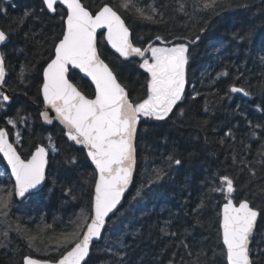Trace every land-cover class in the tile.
<instances>
[{
    "label": "trees",
    "instance_id": "obj_1",
    "mask_svg": "<svg viewBox=\"0 0 264 264\" xmlns=\"http://www.w3.org/2000/svg\"><path fill=\"white\" fill-rule=\"evenodd\" d=\"M82 2L95 12L105 3L117 6L121 0ZM138 2L149 13L150 6L156 7V22L138 19L132 11L125 13L118 9L138 46L158 44L157 35L169 43L186 42L199 35V43L190 50L186 92L187 96L199 95L183 105V116L175 109L164 121L141 120L134 183L88 260L91 264H116L123 257L127 264H189L202 253L201 259L207 264H228L221 234V209L227 201L222 193H211L209 189L220 185V177L229 176L237 187L233 194L235 202L245 198L259 202L264 197V190H258V186L264 189L260 166H257L258 178L244 188L250 174L247 169L241 172L240 166L232 164L233 155L239 160L241 154H246L248 160H253L264 146V94L259 92V87L264 85V63L260 60L264 56V0H233L230 8H222L218 13L202 9L201 0ZM181 3L184 12L177 10ZM42 8H45L42 0H0V10H7V16L0 14V27L9 35L2 51L6 57L7 90L12 97L7 111H0V128H9L15 143L5 120L20 111L29 117L28 127L19 126L23 148L18 149L22 156H30L37 145L49 146V136L59 149L50 152L45 188L28 204L27 200L17 201L13 182L0 177V182L6 185L0 195L13 191L7 217L0 215V240H4L2 233L8 230L10 241L8 249H0V264H23L27 256L42 260L58 258L64 251L63 246L57 247L60 234L75 228L82 210L90 211L94 196L97 175L85 151L68 141L58 124L48 127L39 118L43 109L39 92L42 71L52 55V37L58 40L63 31L60 19L63 7L58 5L55 15L41 11ZM25 11H32L39 18L29 17L18 27L15 21ZM249 31L252 38L244 39ZM99 49L110 66H120L123 77L138 81L132 98L143 99L148 75L139 68L140 61L122 60L100 35ZM21 68L25 69L24 84L18 78ZM223 72L228 75H221ZM240 73L244 75L237 79ZM69 77L84 94L93 98L94 88L88 80L81 79L80 73L73 70ZM233 84L246 89L251 85L253 95L228 93ZM205 120L206 125L201 123ZM257 124L261 127L253 129L252 125ZM252 131L255 136L250 135ZM246 145L250 148L244 153ZM169 155L181 159V165L172 163L168 167ZM70 156L76 157V164H69ZM0 164L4 165L1 156ZM161 168L167 174L152 183ZM202 199L205 206L197 214L194 210ZM197 215L199 224L194 219ZM166 222L177 236L162 235L160 228ZM259 224L260 221L258 227ZM17 225L20 231L16 230ZM186 228L190 234L185 233ZM182 241L187 248L181 246ZM250 247L255 248L256 244ZM252 256L256 259L255 252Z\"/></svg>",
    "mask_w": 264,
    "mask_h": 264
},
{
    "label": "snow or ice",
    "instance_id": "obj_2",
    "mask_svg": "<svg viewBox=\"0 0 264 264\" xmlns=\"http://www.w3.org/2000/svg\"><path fill=\"white\" fill-rule=\"evenodd\" d=\"M49 13L56 14L57 5L63 6L60 19L63 21L61 38L52 37V55L42 71V82L39 92L42 97L44 110L39 112V118L47 124H52L53 118L49 109L54 111L55 118L64 126L68 141L74 145H82L87 149L86 156L95 165L98 179L94 185V196L91 201L90 211L82 210L78 217L79 222L75 228L66 233H61V239L57 241V247L63 246L64 251L54 260H40L27 256L23 264H91L86 258L90 255L94 240H100L105 224L110 214L119 212L118 206L133 183V175L136 167V137L138 125L142 119L164 121L173 113L183 116V105L189 99H195L199 93H191L185 96L188 83L187 68L191 59L190 46L198 43L200 37L189 40L188 43H180L168 46L169 42L162 36L157 35L155 41L164 46H157L154 42L146 47L138 46L133 42V34L130 27L125 23L122 14L132 11L138 19L156 22V7H151V12L138 0H121L117 6L108 3L98 7L95 12L90 10L82 0H42ZM233 0H201L202 9L219 12L220 9L230 8ZM246 6V5H245ZM14 7V5H13ZM184 4H180L178 11L184 12ZM0 14L7 16V10H0ZM29 17L39 18L32 11H25L15 23L22 26ZM114 49L115 53L125 61L131 58H139V68L148 74L145 84V96L143 99H133L138 81H129L122 76L119 65H111L102 58L98 47L97 33ZM203 30V29H202ZM252 32L249 31L244 39L250 40ZM9 35L0 29V46H6ZM195 51V49H193ZM264 63V56L260 57ZM72 70H78L84 78H90L94 84L93 98H89L69 78ZM6 57L0 51V111H7L12 103V97L7 93L6 82ZM221 75L227 76V72ZM240 73V76H243ZM21 84L25 83V69L19 73ZM251 85L246 89L244 86L231 85L228 93H240L245 97L253 95ZM259 92L264 94V85L259 87ZM26 94V93H25ZM227 98V94L226 97ZM177 105H180L177 108ZM207 111V109H205ZM5 123L10 126L11 134L15 136V143L10 142V130L7 127L0 128V153L10 166V178H14V193L21 198L26 194L38 189L46 179V168L49 165V152H58L59 149L49 136V146L37 145L28 157L22 156L18 147L23 148L22 133L19 126H29V117L17 111L15 117H6ZM207 124V121H202ZM251 123V122H249ZM261 125H252L258 128ZM147 131V129H145ZM231 136V132L226 133ZM251 136H255L252 131ZM224 143L223 140L220 141ZM243 143V141H241ZM250 145H246L243 152L247 153ZM69 164H76L75 156L68 158ZM172 163L179 166L182 161L169 155L167 165ZM232 164L240 166L239 170L245 169L250 176L243 185L247 188L257 179V166L264 174V146L256 153L253 160H248L246 154H241L239 160L236 155L232 156ZM164 168L155 173L152 183L162 180L166 175ZM6 172L0 171V177ZM258 190L260 189L258 186ZM237 191L233 178L220 177V185L213 186L209 192H220L224 195L226 203L222 210V239L226 246L228 264H264V197L259 202H253L245 198L234 203L233 194ZM139 195V193H137ZM13 191L6 195H0V215L7 217L8 209L12 203ZM238 203V206H237ZM202 199L197 209L203 208ZM258 218L260 221L258 227ZM199 224L198 215L194 216ZM10 229V225L8 226ZM193 230L195 225L192 226ZM20 231L19 226L16 227ZM25 234H26V230ZM162 235L175 237L177 233L169 230L166 222L160 228ZM186 234H190L185 229ZM4 240H0V249H8V230L2 233ZM258 238V239H257ZM35 239V237H31ZM195 238L193 237V242ZM256 244L251 248L250 244ZM31 246V245H29ZM181 246L187 248L184 242ZM256 253V259L252 254ZM115 254V253H114ZM192 253L189 252V255ZM203 254H197L195 262L189 264H207L201 259ZM116 264H127L123 257Z\"/></svg>",
    "mask_w": 264,
    "mask_h": 264
},
{
    "label": "water",
    "instance_id": "obj_3",
    "mask_svg": "<svg viewBox=\"0 0 264 264\" xmlns=\"http://www.w3.org/2000/svg\"><path fill=\"white\" fill-rule=\"evenodd\" d=\"M59 5V4H58ZM57 5V6H58ZM61 6V5H60ZM63 7V6H62ZM52 14V13H51ZM52 15H55V14H52ZM123 18V17H122ZM124 19V18H123ZM125 23H126V21H125ZM127 24V23H126ZM0 29H1V27H0ZM103 31H105V30H103V29H101V30H98V33H97V40H98V47H99V35H100V32H103ZM204 34V33H203ZM9 41V40H8ZM8 41L6 42V43H8ZM106 42V41H105ZM199 42V41H198ZM107 43V42H106ZM197 44V43H196ZM196 44H193V45H196ZM108 45V44H107ZM2 47L3 46H0V51H2ZM108 47L111 49V51L113 52V53H115V51H114V49H112L111 48V46L110 45H108ZM118 57H119V55L117 54V53H115ZM122 60H124L123 58H121ZM131 59H138L139 60V58H136V57H133V58H131ZM125 61V60H124ZM73 71H77L78 72V70H73ZM79 73V72H78ZM80 75L83 77V74L82 73H80ZM69 76H70V73H69ZM6 77H7V75H6ZM70 78V77H69ZM84 79H86V80H88L89 82H90V78H84ZM91 83V82H90ZM91 85L93 86V88H94V84H92L91 83ZM79 88V87H78ZM80 90V89H79ZM6 91H7V93L10 95V92L6 89ZM11 96V95H10ZM90 98V97H89ZM42 110H44V105H43V109ZM49 111V113H50V115L52 116V118H53V122H52V124H47V123H45L43 120H42V118H41V120H42V123L44 124V125H46V126H48V127H50V126H53L55 123L56 124H58L64 131H66L65 129H64V126L59 122V120L58 119H56L55 118V113H54V111H52V110H48ZM139 126L140 125H138V130H139ZM3 128V127H2ZM138 130H137V135H138ZM9 140H10V142H13L12 141V139H11V136H9ZM71 142V141H70ZM136 142H137V137H136ZM14 143V142H13ZM73 143V142H72ZM78 148H80V149H83L84 151H85V153L87 152V149L86 148H84L82 145H76ZM18 151H19V149H17ZM0 156L2 157V159L4 160V162H5V164H6V166H7V168L9 169V172H10V166L9 165H7V160H6V158H4L3 157V154L2 153H0ZM50 156H51V154H50V152H49V164H50ZM89 159V158H88ZM89 161H90V163H91V165L93 166V168L95 169V165L91 162V160L89 159ZM48 170H49V165H48V167L46 168V179H45V181H44V183L42 184V185H40L39 186V188L38 189H35V190H32V192H30V193H28V194H26V198L27 197H29L30 195H32V194H37L38 192H40V191H42L44 188H45V185H46V183H47V179H48ZM95 171H96V169H95ZM136 171H137V149H136V167H135V170H134V175H133V183H134V179H135V175H136ZM96 180L98 179V173H97V171H96ZM13 179V181H14V178H12ZM133 183H132V185H133ZM132 185H130V187H129V189H128V191H126V193H125V195H124V197H123V199H122V201H121V205L123 206V204H124V200H125V198H126V196H127V194L129 193V191H130V189L132 188ZM15 197H16V199L19 201V202H22V201H24L26 198H21V197H19L18 195H15ZM234 203H236L235 202V200H234ZM237 206H238V204H237ZM121 208V206H118V209H120ZM222 210H223V206H222V209H221V234H222ZM116 215V214H115ZM114 216V214H110V217L108 218V221L106 222V224H105V229L102 231V237H101V239L100 240H94L93 241V246L96 244V243H99L101 240H102V238H103V235H104V233H105V230L107 229V226H108V223H109V221H110V219L112 218ZM257 223H259V218H258V222ZM222 241H223V239H222ZM250 246H251V244H250ZM93 248V247H92ZM92 248H91V250H90V254H91V251H92ZM225 248H226V246H225ZM90 256V255H89ZM32 257V256H31ZM32 258H34V259H38V258H35V257H32ZM89 258V257H88ZM88 258H86V260H88ZM40 260H42V259H40ZM228 262V261H227Z\"/></svg>",
    "mask_w": 264,
    "mask_h": 264
},
{
    "label": "rangeland",
    "instance_id": "obj_4",
    "mask_svg": "<svg viewBox=\"0 0 264 264\" xmlns=\"http://www.w3.org/2000/svg\"><path fill=\"white\" fill-rule=\"evenodd\" d=\"M200 41V40H199ZM180 43H182V42H178V43H174L173 45H175V44H180ZM199 43V42H198ZM197 43V44H198ZM169 44H172V43H169ZM157 46H162V44L159 42L158 44H156ZM172 46V45H171ZM3 166V167H2ZM0 171H4V172H6V175L4 176L6 179H9V181H12L13 182V180H12V178H10V172H9V170L4 166V165H2V164H0ZM12 182H9V183H11L12 184ZM6 185H4V184H2V182H0V193H1V191L2 192H4V189H3V187H5ZM10 191H12V190H10ZM36 198H37V196H35V194H32V195H30L26 200V203L28 204V203H30L31 202V200L33 201V200H36ZM25 203V204H26Z\"/></svg>",
    "mask_w": 264,
    "mask_h": 264
},
{
    "label": "flooded vegetation",
    "instance_id": "obj_5",
    "mask_svg": "<svg viewBox=\"0 0 264 264\" xmlns=\"http://www.w3.org/2000/svg\"><path fill=\"white\" fill-rule=\"evenodd\" d=\"M189 41H186V42H182V43H188ZM174 43H172V44H169L168 46H171V45H173ZM162 46H164L163 44H162ZM192 47H194L193 45H191L190 46V50H191V48ZM189 66V65H188ZM187 72H188V68H187ZM148 75V74H147ZM187 88H188V85H186V89H185V96H187ZM179 107V105H177V108ZM176 108H174L173 109V111L175 110ZM14 142V141H13ZM2 161H3V164H4V166L7 168V166H6V164H5V162H4V160L2 159ZM3 167V166H2ZM8 169V168H7ZM9 170V169H8ZM14 183V182H13ZM14 185V184H13Z\"/></svg>",
    "mask_w": 264,
    "mask_h": 264
}]
</instances>
